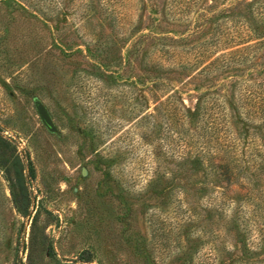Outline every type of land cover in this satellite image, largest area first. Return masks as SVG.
<instances>
[{
	"label": "trees",
	"instance_id": "16d2710c",
	"mask_svg": "<svg viewBox=\"0 0 264 264\" xmlns=\"http://www.w3.org/2000/svg\"><path fill=\"white\" fill-rule=\"evenodd\" d=\"M38 4L48 16L38 18L40 29L61 31L54 24L63 16L87 39L83 50L54 45L61 55L78 53L98 73L130 67L132 85L149 91L154 106L135 98L133 139L125 145L149 146L155 164L165 154L161 171L146 169L147 188L174 191L183 230L194 228L182 264H264V0ZM102 25L109 35L101 36ZM114 41L120 46L112 58ZM13 153L0 136V166H14L26 192L25 167ZM27 170L33 178L30 163Z\"/></svg>",
	"mask_w": 264,
	"mask_h": 264
},
{
	"label": "rangeland",
	"instance_id": "374dc122",
	"mask_svg": "<svg viewBox=\"0 0 264 264\" xmlns=\"http://www.w3.org/2000/svg\"><path fill=\"white\" fill-rule=\"evenodd\" d=\"M43 15L38 0H0V136L23 163L26 188L14 166H0V264H182L194 228L183 230L174 191L147 188L146 169L159 171L165 154L155 164L149 146L125 145L135 98L154 106L149 91L132 85L130 67L98 73L78 53L61 55L65 43L83 50L87 39L63 16L54 22L62 30L47 33ZM97 30L109 35L105 25ZM107 109L114 127L105 134Z\"/></svg>",
	"mask_w": 264,
	"mask_h": 264
},
{
	"label": "water",
	"instance_id": "95a60500",
	"mask_svg": "<svg viewBox=\"0 0 264 264\" xmlns=\"http://www.w3.org/2000/svg\"><path fill=\"white\" fill-rule=\"evenodd\" d=\"M34 107L37 112V115L42 122V124L46 127V129L50 132H56V127L53 124V121L45 108V106L42 104L41 101L35 100L34 101Z\"/></svg>",
	"mask_w": 264,
	"mask_h": 264
}]
</instances>
